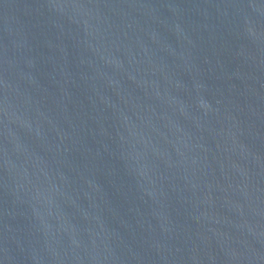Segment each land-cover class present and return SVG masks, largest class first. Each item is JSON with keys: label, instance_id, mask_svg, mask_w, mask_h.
Wrapping results in <instances>:
<instances>
[{"label": "water", "instance_id": "95a60500", "mask_svg": "<svg viewBox=\"0 0 264 264\" xmlns=\"http://www.w3.org/2000/svg\"><path fill=\"white\" fill-rule=\"evenodd\" d=\"M0 264H264V0H0Z\"/></svg>", "mask_w": 264, "mask_h": 264}]
</instances>
